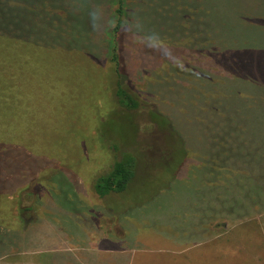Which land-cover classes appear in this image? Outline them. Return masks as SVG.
Segmentation results:
<instances>
[{"label":"rangeland","instance_id":"374dc122","mask_svg":"<svg viewBox=\"0 0 264 264\" xmlns=\"http://www.w3.org/2000/svg\"><path fill=\"white\" fill-rule=\"evenodd\" d=\"M10 1L12 27L0 26L13 40L0 37L5 229L23 236L58 222L64 229L50 226L45 244L56 246L58 236L87 251L88 239L109 235L86 260L110 255L104 247L190 237L202 247L149 256L257 264L248 253L219 254L240 247L264 256V0H123L130 34L109 27L117 0H89L101 9L99 30L79 11L82 0ZM146 35L162 47L145 46ZM119 81L136 109L118 104ZM123 153L134 158L133 178L121 192L98 195L96 179ZM224 216V227L228 217L241 220L208 239V225ZM10 239L0 227V243Z\"/></svg>","mask_w":264,"mask_h":264},{"label":"crops","instance_id":"0c3cea01","mask_svg":"<svg viewBox=\"0 0 264 264\" xmlns=\"http://www.w3.org/2000/svg\"><path fill=\"white\" fill-rule=\"evenodd\" d=\"M224 218L215 219L214 222L211 225H208V230L212 231V234L207 237L208 239L214 238L216 235H218L221 231L226 232L227 230H230L231 228H234L240 221V218L234 219V218H227V221L229 224L226 226V221ZM253 219V218H250ZM219 220V221H218ZM231 220L235 221L234 223H230ZM32 219H29L27 222H25V226L29 225L28 223L31 222ZM232 224V225H230ZM50 226H54V229L59 232L64 229V226L58 225V222H48L47 220L44 221V226L38 229L36 228V231L31 230L28 233L26 232L25 235L18 236L17 229L14 227L12 230L5 229L7 225L5 224L4 229H1L4 232H10L11 231V239L12 242L11 245L8 247L7 244L1 242L0 247L2 251H0V264H149L151 262H154V264H163L165 262H168L167 260H163L157 258L150 257L149 254L156 251L157 253H170L171 255L180 256L182 254L188 253V251L195 249V247H202L200 245V240L192 241L190 237H188L189 244H169L167 247H141L138 249L128 250L123 248L119 250H113L112 247H104L102 248L103 254L110 253V255H105L102 258H95L94 260H86L88 257H91L90 255L84 256V252H94L95 247L94 245H97L98 243H101V240H106L109 236L106 234L105 238H98L100 239L98 243L92 244L93 240L91 241L88 239V243L92 246H89L91 250L87 251V248L85 246L79 245H72V244H65L63 245L59 240H57V237H54L56 246H47L45 244L46 239L49 237L48 230ZM211 226V227H210ZM22 228V229H23ZM19 225V232H22V230ZM74 235V234H73ZM122 235V234H120ZM192 235V232L191 234ZM52 236V235H51ZM157 236H160L159 234ZM116 237V236H115ZM113 237V238H115ZM167 241H171V238L169 236H165ZM186 238L182 237L178 240L180 242L185 241ZM206 239V238H205ZM175 242V238L172 239ZM91 241V242H90ZM6 242V241H5ZM49 242V240H48ZM45 244V246H44ZM51 244V243H50ZM114 247V246H113ZM197 247V248H198ZM131 251V252H130ZM262 250L260 249H241L240 247L233 248V250H221L219 254V258L225 259L227 255H233V257L241 258L240 253L244 252L247 254L248 260L252 259V261L256 262L257 264H264V256L257 255L258 252ZM112 252H114L115 257L112 256ZM130 253L128 255V253ZM232 252V253H230ZM240 255V256H238ZM246 258V257H243ZM187 261V260H186ZM179 262V261H178ZM178 262L174 259L171 261L173 264H178Z\"/></svg>","mask_w":264,"mask_h":264},{"label":"trees","instance_id":"16d2710c","mask_svg":"<svg viewBox=\"0 0 264 264\" xmlns=\"http://www.w3.org/2000/svg\"><path fill=\"white\" fill-rule=\"evenodd\" d=\"M10 0H0V26H3L5 28L7 25H10L9 28L12 27L11 24V7L4 6V3H10ZM12 4V3H11ZM13 5V4H12ZM20 8V5H17ZM114 13L116 15V21L117 25L114 27V31L116 32L119 29V22L121 21V17L123 14V0H117L116 7L114 9ZM20 16L21 13H18ZM18 16V17H19ZM9 23V24H7ZM2 28V29H3ZM7 28V27H6ZM8 28V29H9ZM0 37L7 38L10 41L12 40V33L8 30H1L0 29ZM113 61L115 62V73L118 74V63L116 60V55L113 56ZM121 82L119 81L117 83V89H116V97L118 104L127 110H134L137 108V102L135 98L121 86ZM4 89V88H1ZM5 91V90H2ZM4 93H2L3 95ZM1 104H5L6 101L4 99L0 100ZM264 125V124H262ZM261 134L258 132V135ZM263 143V141L261 142ZM134 165L135 161L132 155L123 153L120 155L119 159H117L114 163L112 168L109 172H107L104 175L99 176L94 185V190L98 193L100 196H104L105 194L109 192H121L125 189L127 184L131 181V179L134 176ZM264 165V164H263ZM262 174H264V167L260 171ZM4 221L0 220V227L1 229H4L5 227Z\"/></svg>","mask_w":264,"mask_h":264},{"label":"clouds","instance_id":"9594fccd","mask_svg":"<svg viewBox=\"0 0 264 264\" xmlns=\"http://www.w3.org/2000/svg\"><path fill=\"white\" fill-rule=\"evenodd\" d=\"M82 5L83 7L79 9V11H87V14L90 18L93 28L96 30H99V20H100V14H101L100 7L98 6L90 7L89 0H82ZM108 24H109V27H116L117 21H109ZM129 25H130V21L126 18L119 22V27L121 31L127 32L130 34L132 32V29ZM145 39L152 41V37L148 35L145 36ZM136 40L140 43H143V41H141L139 36L136 37ZM162 45H163V41L158 40V41H152L145 46L149 48H153V49H159L162 47Z\"/></svg>","mask_w":264,"mask_h":264}]
</instances>
